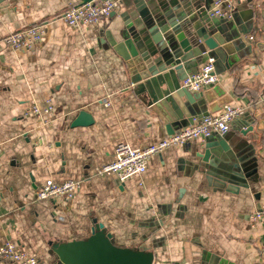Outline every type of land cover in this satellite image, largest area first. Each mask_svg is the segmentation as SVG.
<instances>
[{"label": "crops", "instance_id": "0c3cea01", "mask_svg": "<svg viewBox=\"0 0 264 264\" xmlns=\"http://www.w3.org/2000/svg\"><path fill=\"white\" fill-rule=\"evenodd\" d=\"M235 3L234 13L244 21L256 14L249 35L255 37L253 53L202 92L214 99L209 107L230 103L262 114L264 52L255 45L264 43V0ZM78 4L0 3V246L15 241L39 264H58L53 245L87 242L97 221L122 247L153 254L154 264H264V225L251 219L264 211V125L259 137L236 133L258 156L259 178L247 189L215 188L195 171L192 158L203 141L153 157L143 176L123 185L99 175L119 143L142 147L169 135L132 93L125 61L105 43L110 32L119 40L123 4L98 26L72 29L60 17ZM39 24L46 25V37L34 50L16 52L5 44L8 35ZM49 99L56 108L49 126L26 115ZM78 118L85 125L73 128ZM49 179L81 187L69 203L37 200ZM170 204L172 213L162 224L159 217Z\"/></svg>", "mask_w": 264, "mask_h": 264}, {"label": "water", "instance_id": "95a60500", "mask_svg": "<svg viewBox=\"0 0 264 264\" xmlns=\"http://www.w3.org/2000/svg\"><path fill=\"white\" fill-rule=\"evenodd\" d=\"M93 1L79 0L82 4ZM120 1L124 13L117 35L119 40L110 32L105 43L108 41L125 61L131 75L132 93L160 119L166 133L173 135L193 125L195 120L220 111L222 107L218 104L208 106L214 101L209 94L182 88V81L196 74L211 58L215 60L217 75H221L250 56L254 45L246 43L245 38L254 31L255 12L248 21L235 13L232 19L220 20L208 13L213 0ZM261 16L264 19V11ZM229 44L234 53L229 52ZM255 47L264 52V43H257ZM81 122L78 118L72 127L85 125ZM235 124H243L242 129ZM261 125H264V110L257 115L247 112L232 123L225 136L206 138L192 158L195 171L221 190L236 192L249 188L259 178L258 156L253 144L241 140L236 133L240 131L243 138L249 133L259 137ZM165 208L166 214L163 210V216L159 217L162 224L173 207L170 204ZM94 224L87 242L53 245L58 264H154L153 254L122 247L104 224L97 221Z\"/></svg>", "mask_w": 264, "mask_h": 264}, {"label": "built area", "instance_id": "2783aa9c", "mask_svg": "<svg viewBox=\"0 0 264 264\" xmlns=\"http://www.w3.org/2000/svg\"><path fill=\"white\" fill-rule=\"evenodd\" d=\"M120 0H95L87 4H78L70 7L60 20L69 28L80 29L94 27L110 19L113 13L122 10ZM236 10L235 0H213L209 15L216 19H232ZM46 25L39 24L8 35L4 42L13 51L30 52L45 40ZM246 43L252 44L255 37L245 38ZM219 82L216 73L215 60L208 62L196 73L188 75L182 81V88L189 91H205L214 87ZM105 105L110 103L105 101ZM56 108L51 99L42 105L34 104L27 112V116L36 118L44 126L51 124V119ZM247 113V108L242 105L225 104L220 111L210 113L200 120H195L193 125L182 128L173 135L158 141L157 143L132 147L128 143H119L115 148L114 160L99 169V175L116 177L119 184L143 176L149 167L151 159L162 154L166 150L180 148L194 141H204L213 135L223 137L231 130L234 121ZM81 183L74 180L56 182L49 179L37 191L39 201H63L69 203L75 199L80 190ZM255 224L264 225V211H257L252 217ZM0 262L11 264H39V259L32 256L28 250L15 241H7L0 246Z\"/></svg>", "mask_w": 264, "mask_h": 264}, {"label": "trees", "instance_id": "16d2710c", "mask_svg": "<svg viewBox=\"0 0 264 264\" xmlns=\"http://www.w3.org/2000/svg\"><path fill=\"white\" fill-rule=\"evenodd\" d=\"M237 87V86H236Z\"/></svg>", "mask_w": 264, "mask_h": 264}]
</instances>
